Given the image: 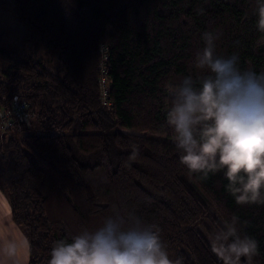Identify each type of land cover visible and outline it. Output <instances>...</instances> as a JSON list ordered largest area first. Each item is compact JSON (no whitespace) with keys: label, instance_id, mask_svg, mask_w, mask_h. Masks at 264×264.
I'll use <instances>...</instances> for the list:
<instances>
[{"label":"trees","instance_id":"obj_1","mask_svg":"<svg viewBox=\"0 0 264 264\" xmlns=\"http://www.w3.org/2000/svg\"><path fill=\"white\" fill-rule=\"evenodd\" d=\"M254 8L255 0H13L49 59L40 46L26 61L0 47V116L17 97L31 113L0 126V190L28 239L29 264H48L55 241L116 213L156 224L183 264H226L213 235L236 216L257 242L251 264H264V204L238 203L223 170L190 174L166 123L168 86L194 71L205 31L220 34L218 54L264 71Z\"/></svg>","mask_w":264,"mask_h":264},{"label":"clouds","instance_id":"obj_2","mask_svg":"<svg viewBox=\"0 0 264 264\" xmlns=\"http://www.w3.org/2000/svg\"><path fill=\"white\" fill-rule=\"evenodd\" d=\"M254 15L264 32V0ZM219 33L205 31L194 71L168 86L167 126L174 132L180 163L190 174L223 170L228 189L241 204H264V71L241 67L238 53H217ZM232 216L213 235L226 264H248L257 242L242 234ZM48 264H183L172 259L156 224L134 213L105 217L93 230L54 242Z\"/></svg>","mask_w":264,"mask_h":264},{"label":"rangeland","instance_id":"obj_3","mask_svg":"<svg viewBox=\"0 0 264 264\" xmlns=\"http://www.w3.org/2000/svg\"><path fill=\"white\" fill-rule=\"evenodd\" d=\"M3 1L7 6L0 5V47L8 52L14 53L18 60L26 61L35 52L37 46H40L39 56L48 61L49 59L45 55V50L36 35L12 12L13 0ZM50 65L56 67L57 62H50ZM3 68L5 67L0 65V70ZM15 100L19 101L20 99L17 97ZM31 132L25 130V134ZM3 134L5 133H1L2 136Z\"/></svg>","mask_w":264,"mask_h":264},{"label":"crops","instance_id":"obj_4","mask_svg":"<svg viewBox=\"0 0 264 264\" xmlns=\"http://www.w3.org/2000/svg\"><path fill=\"white\" fill-rule=\"evenodd\" d=\"M0 264H29V242L12 216L5 194L0 190Z\"/></svg>","mask_w":264,"mask_h":264},{"label":"built area","instance_id":"obj_5","mask_svg":"<svg viewBox=\"0 0 264 264\" xmlns=\"http://www.w3.org/2000/svg\"><path fill=\"white\" fill-rule=\"evenodd\" d=\"M31 113L28 110V104L23 101L15 100L12 105V110L3 112L0 116V126L2 132L10 129L16 121H27Z\"/></svg>","mask_w":264,"mask_h":264}]
</instances>
